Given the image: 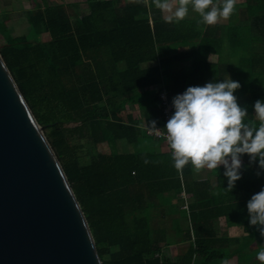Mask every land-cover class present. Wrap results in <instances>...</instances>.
Instances as JSON below:
<instances>
[{
	"label": "trees",
	"instance_id": "trees-1",
	"mask_svg": "<svg viewBox=\"0 0 264 264\" xmlns=\"http://www.w3.org/2000/svg\"><path fill=\"white\" fill-rule=\"evenodd\" d=\"M76 6L80 15L62 3L35 2L26 14L32 40L13 37L0 12V53L67 176L102 263L222 264L237 254V264H258L247 249L264 245V237L248 224L246 209L264 186L258 165L245 154L246 168L232 191L218 172L227 198L195 199L189 211L180 209L189 166L178 171L169 150L154 156L142 149L164 142L145 130L153 120L162 128L160 108L148 111L144 128L121 117L126 105L138 103L140 91L160 81L157 68L142 64L154 61L161 47L213 46L217 39L208 34L214 27L199 22L196 12L194 19L166 22L153 0H81ZM236 20L227 28L236 38L230 34L227 41L237 48V99L258 124L252 105L264 99V0H245ZM42 35L47 39L36 38ZM102 145L108 152L100 151ZM155 206L161 213L148 212ZM220 218L241 228L246 244L237 240L231 250L233 240L218 231ZM177 243L186 244L178 258L164 253Z\"/></svg>",
	"mask_w": 264,
	"mask_h": 264
},
{
	"label": "water",
	"instance_id": "water-1",
	"mask_svg": "<svg viewBox=\"0 0 264 264\" xmlns=\"http://www.w3.org/2000/svg\"><path fill=\"white\" fill-rule=\"evenodd\" d=\"M0 264H103L67 176L1 53Z\"/></svg>",
	"mask_w": 264,
	"mask_h": 264
},
{
	"label": "clouds",
	"instance_id": "clouds-1",
	"mask_svg": "<svg viewBox=\"0 0 264 264\" xmlns=\"http://www.w3.org/2000/svg\"><path fill=\"white\" fill-rule=\"evenodd\" d=\"M161 12H168L166 22H179L192 10L202 22L212 25L218 17L227 19L234 12L235 0H153ZM241 87L231 79L213 80L203 85L188 86L171 100L172 114L164 124L166 138L171 148L173 167L182 170L186 164L196 169H219L227 179L229 191L242 179L246 166L242 156L247 154L249 163L258 165L256 175H264V99L252 105L259 123L248 119L247 108L238 103L234 94ZM156 127V121L150 122ZM247 219L264 237V186L246 202ZM264 264V245L256 253ZM227 264V261H225Z\"/></svg>",
	"mask_w": 264,
	"mask_h": 264
},
{
	"label": "crops",
	"instance_id": "crops-1",
	"mask_svg": "<svg viewBox=\"0 0 264 264\" xmlns=\"http://www.w3.org/2000/svg\"><path fill=\"white\" fill-rule=\"evenodd\" d=\"M80 1L81 0H62V4L74 8ZM214 3H220V0H214ZM243 3H245V0H235L234 12L227 19L218 17L215 24L209 25L214 27V31L208 34L209 37L217 39L213 46L199 47L190 44L186 47L167 46L159 48V55L154 61L141 65L143 69L157 68L159 72V83L146 87L140 91L137 99L138 103L126 105L121 113V117L123 119L128 117L136 121L139 128H144L143 121L149 114L148 111L151 109L158 110L160 108L158 97L160 92H164L171 102L173 96L182 93L188 86L203 85L209 81L221 80L223 78L227 79L228 76L237 81V48H231L227 41L230 34L236 38V33H229L227 28L230 23L233 22L235 24V8H237L238 14L240 5ZM45 4L48 5L50 3L48 0H45ZM40 6L43 7V5ZM188 7L189 11L185 19L191 20L196 18L197 16L194 14L195 11L192 10L190 6ZM163 13L165 18L170 15V13L167 12ZM36 38L41 41L47 39L45 35ZM234 94L237 96V90ZM105 149V152H108L107 147ZM142 149L154 156L169 153L166 143L161 141H154L150 145H144ZM186 165L189 166L185 170L186 182H188V194L186 196L183 192L181 193L180 198L186 199V202L180 209L188 206L187 211H189V207L193 205L195 199L217 202L219 200L223 201L229 196V194L219 189L217 185L218 172L223 170V166L219 169L210 170L202 168L196 170L191 163ZM230 195L235 197V191L230 193ZM212 205L216 206L215 204ZM148 212L155 215L161 213V209L155 206ZM166 227H169V223L166 224ZM217 227L221 237H227L233 240V243L230 245L231 250L237 247V240L241 242V239L246 237V234L241 228H237V226L228 227L224 218L218 220ZM262 245L263 244L255 242L248 247L247 252L250 256H253L254 254H252V252H257ZM185 246V243L172 244L164 250V253L170 257L178 258L182 254L179 248H185ZM253 257H250L251 260L256 261L258 264H262L261 261L257 260L255 257L253 259ZM238 260L239 257L236 254L227 260V264H237ZM222 264H225V262Z\"/></svg>",
	"mask_w": 264,
	"mask_h": 264
},
{
	"label": "rangeland",
	"instance_id": "rangeland-1",
	"mask_svg": "<svg viewBox=\"0 0 264 264\" xmlns=\"http://www.w3.org/2000/svg\"><path fill=\"white\" fill-rule=\"evenodd\" d=\"M48 1L51 5H57L59 3H62V0H48ZM35 2L39 6L40 5H43V6L47 5V4H45V0H0V12H1V14H3V18L5 20V25L7 26L10 34L13 37L26 36L31 40H32V38H35L34 35L32 34V30H31L30 25H28L26 22V14H27L28 10L34 6ZM174 2L176 3V0H174ZM188 6L191 7V4H189ZM70 8L72 10H74V12L76 14H79V15L81 14V7L75 6L73 8L71 6ZM235 9H236V17H237V8H235ZM233 25H234V23H233ZM235 25H237L236 22H235ZM235 31L237 32V30H235ZM122 147H123L122 151H125V148H127L126 145H122ZM105 148H106V145H102L99 147L100 151H102V152L106 151ZM241 242L246 244L244 238L241 239ZM179 250L181 251V253L185 252V248H181V249L179 248ZM256 253H257L256 251L252 252V254H254L255 258H256ZM254 257H253V259H254Z\"/></svg>",
	"mask_w": 264,
	"mask_h": 264
},
{
	"label": "built area",
	"instance_id": "built-area-1",
	"mask_svg": "<svg viewBox=\"0 0 264 264\" xmlns=\"http://www.w3.org/2000/svg\"><path fill=\"white\" fill-rule=\"evenodd\" d=\"M159 107L161 111V119L163 122V126L162 128H157V127L147 128L145 129L146 134L150 137L163 140L166 143L168 150L170 151L171 154L172 150L166 138V130L163 127L166 121L168 120V118L170 117V115L172 114V107L169 97L164 92H161L159 94Z\"/></svg>",
	"mask_w": 264,
	"mask_h": 264
}]
</instances>
